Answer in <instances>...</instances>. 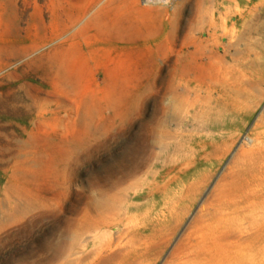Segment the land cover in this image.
Returning a JSON list of instances; mask_svg holds the SVG:
<instances>
[{
  "label": "rangeland",
  "instance_id": "1",
  "mask_svg": "<svg viewBox=\"0 0 264 264\" xmlns=\"http://www.w3.org/2000/svg\"><path fill=\"white\" fill-rule=\"evenodd\" d=\"M197 2L0 0V264H248L251 160L233 158L243 146L251 154L253 82L229 73L247 87L246 109L215 114V133L199 127L214 117L197 115L206 101L192 92L169 147L153 155L148 143L158 64L166 91L174 64L206 66L211 47L243 36L253 79L255 0ZM175 78L180 88L200 81ZM228 92L231 101L230 90L217 94ZM221 127L233 142H203ZM134 192L143 210L128 207ZM125 210L137 217L123 220Z\"/></svg>",
  "mask_w": 264,
  "mask_h": 264
},
{
  "label": "bare ground",
  "instance_id": "2",
  "mask_svg": "<svg viewBox=\"0 0 264 264\" xmlns=\"http://www.w3.org/2000/svg\"><path fill=\"white\" fill-rule=\"evenodd\" d=\"M201 0H198L197 3H199ZM200 4V3H199ZM199 7V6H198ZM197 10H200L199 8ZM201 11V10H200ZM128 23H126V29L127 31H130L134 34L133 31L136 29V25L128 18ZM201 22L198 21V24ZM203 33H208L210 35V38L208 40L201 41L204 43L203 45L206 47H210L212 40L214 39V33L211 31V28H205L202 31ZM230 42L227 44V46L223 49V52L221 53V45H218V49H215L213 47L209 50V56L210 59L209 62H207L208 65H204L202 67H196V68H188L187 65H180V64H174L172 67H170L167 71V75L169 78L168 86H166V91L159 87V79L160 77H163V67L162 65L158 64V68L155 72V80L153 82V88L155 90L154 97L152 98L153 101V111H152V117L150 119L151 126H150V136L148 139V143L153 149V155H156L155 147L160 146L162 147V150L169 147V143L167 142L168 138L172 136L171 132V124L173 122H178L180 118V109L184 103L185 95H189L195 93L196 97H205V101L203 102L200 107L197 110V115H204L206 117L213 118L210 122H201L199 124V127L208 131L209 133H215V128L217 127L215 114H218L220 112L222 113H228L233 112L238 113L241 112L244 114L246 109V96L248 94L247 87H236V84H234L233 81H231V77L229 73L232 72L236 74L238 72L239 74L236 75L237 79L240 80V83H252L253 79L249 77L248 75H245L247 72V63L249 62L247 59H244L243 54H240V49L238 44H242L243 36L238 37L236 40L233 37H230ZM234 47V50L232 49ZM234 56L236 63L235 67L230 70L227 66L224 65L225 61L227 60V56ZM61 73L63 78L66 81H70L72 78H74V72L71 71L70 63L68 58H63L61 61ZM181 74L186 77L190 78H198L200 79L199 83L192 89L191 87H178V85H181V83H177L176 85L175 80L176 75ZM205 82V83H204ZM206 84V85H205ZM206 88H205V87ZM244 86V85H243ZM204 87V88H203ZM224 90H230L232 92L233 99L229 101L230 94L228 93H219L217 94V91L219 89ZM199 91H204L206 95H203ZM163 91H165L163 93ZM166 92H171L173 94V97L167 99ZM148 104L151 100H147ZM146 101V102H147ZM232 126L236 125V122H232ZM233 130V129H232ZM230 129H223L221 127L219 133H216V135H210V138L208 139H202L203 142H208L210 144H216L219 145H226L229 142H233L235 140V132ZM246 139V137H245ZM247 140H251L250 137H247ZM188 142H190L188 140ZM175 149L178 151V149L182 148L183 143L181 141H177L173 145ZM251 160V154L247 152L245 147L243 146L235 155L233 158V162L235 165L242 167L243 163ZM210 174L206 175L208 178ZM227 174L224 175L226 177ZM224 182V181H223ZM220 182L221 184V191H225L223 188V185L225 186V182ZM226 198L229 196V194H223ZM140 196L137 195V193H132L131 195V203H129L128 207L135 206V208L138 210H143L146 206L140 205L139 203L135 202L134 200L136 198H139ZM222 200H225L224 198ZM223 202V201H222ZM221 202V209H218L219 212H217V220L218 224L217 227L220 229L222 226H224L226 218L224 217L226 212L225 207L226 203ZM212 204V200L209 198L207 200V206ZM209 207V206H208ZM223 210V211H222ZM122 213V212H120ZM137 213H129L126 210L123 212L122 219L123 220H133L137 217ZM142 217L148 218L150 213H141L139 214ZM108 226L113 225V222H107ZM126 231L130 229V224H124ZM168 226V225H166ZM177 227V224H174L170 226L172 230H175ZM211 228V227H210ZM246 254L248 255V250L246 251Z\"/></svg>",
  "mask_w": 264,
  "mask_h": 264
},
{
  "label": "built area",
  "instance_id": "3",
  "mask_svg": "<svg viewBox=\"0 0 264 264\" xmlns=\"http://www.w3.org/2000/svg\"><path fill=\"white\" fill-rule=\"evenodd\" d=\"M144 1H145V2H150V1L152 2V1H154V0H144Z\"/></svg>",
  "mask_w": 264,
  "mask_h": 264
}]
</instances>
